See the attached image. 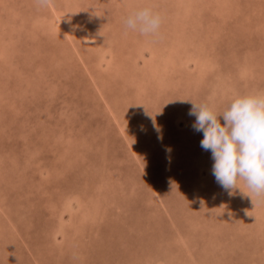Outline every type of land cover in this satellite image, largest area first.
I'll use <instances>...</instances> for the list:
<instances>
[{
  "label": "rangeland",
  "instance_id": "rangeland-1",
  "mask_svg": "<svg viewBox=\"0 0 264 264\" xmlns=\"http://www.w3.org/2000/svg\"><path fill=\"white\" fill-rule=\"evenodd\" d=\"M144 7L156 35L124 25ZM246 94L264 0H0V264H264V197L216 182L188 114Z\"/></svg>",
  "mask_w": 264,
  "mask_h": 264
},
{
  "label": "clouds",
  "instance_id": "clouds-1",
  "mask_svg": "<svg viewBox=\"0 0 264 264\" xmlns=\"http://www.w3.org/2000/svg\"><path fill=\"white\" fill-rule=\"evenodd\" d=\"M36 3L47 7L51 0ZM161 24L162 17L148 7L124 19L126 29L142 35L158 34ZM190 101L188 114L195 117L192 127L203 133L200 146L211 152L216 182L231 196L235 190L241 191L238 180H242L250 193L264 197V95H238L222 111Z\"/></svg>",
  "mask_w": 264,
  "mask_h": 264
},
{
  "label": "bare ground",
  "instance_id": "bare-ground-1",
  "mask_svg": "<svg viewBox=\"0 0 264 264\" xmlns=\"http://www.w3.org/2000/svg\"><path fill=\"white\" fill-rule=\"evenodd\" d=\"M52 9V11H55V8H51ZM66 16V15H65ZM56 20L58 21V23H60V25H61V27L63 28V29H65L66 31H68V29H69V27L67 28V27H65V25H64V23L62 22V20L60 19V17L57 15L56 16ZM122 24V23H121ZM120 24V26H122ZM78 27V26H77ZM101 30L99 29V30H97V31H95L94 32V39H98V40H92V43H90V45H88L89 47L88 48H90L91 49V51L92 52H95L96 50H97V48H98V50H99V48H100V46H103L102 44L105 42V41H109V40H111V41H114L115 39H117V38H119L118 36H115V37H110V35H108L109 36V38H107V39H102L103 37L101 36ZM98 41V42H97ZM97 43V45H95V47L93 48L92 47V45H94V44H96ZM120 43H116V45H119ZM43 45V44H42ZM90 49H88V50H90ZM98 50L96 51V52H98ZM158 50V49H157ZM96 52H95V55H96ZM154 53V52H153ZM93 54V53H92ZM111 54V53H110ZM123 54L122 53H119L118 54V56H122ZM95 57V56H94ZM114 57H115V55H114ZM96 58V57H95ZM117 58V57H116ZM118 59V58H117ZM158 57L157 56H155L154 54H152V57H151V59H150V63H148V64H154V65H156L154 68L157 70L158 69ZM91 66V65H90ZM151 67V66H150ZM152 68H153V66H152ZM152 71L154 70V69H151ZM155 71V70H154ZM154 73V72H153ZM106 74V73H105ZM116 74V73H115ZM104 77H105V75H104ZM95 79V78H94ZM99 89V88H98ZM110 107V106H109ZM111 108H109V110H110ZM113 109H111V112L112 113H114L113 111H112ZM2 212V211H1ZM261 214V213H260ZM3 218V217H2ZM9 222V221H8Z\"/></svg>",
  "mask_w": 264,
  "mask_h": 264
}]
</instances>
